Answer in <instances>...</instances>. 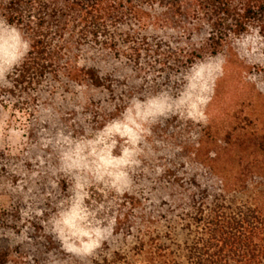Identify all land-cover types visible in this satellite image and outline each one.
<instances>
[{
  "label": "rangeland",
  "instance_id": "rangeland-1",
  "mask_svg": "<svg viewBox=\"0 0 264 264\" xmlns=\"http://www.w3.org/2000/svg\"><path fill=\"white\" fill-rule=\"evenodd\" d=\"M5 3L0 0V9ZM208 32L148 28L146 42L120 39L117 56L92 44L80 47L72 54L75 64L94 71L101 88L77 85L62 70L24 82L16 72L22 64L9 75L10 84L0 85V254L8 264H104L116 262L117 253L131 261L141 242L179 253L177 246L197 239L188 229H195L202 209L240 208L258 190L254 182L264 177V60L241 59L233 43L216 56L199 54ZM201 63L214 83L202 121L168 112L146 125L150 134L138 145L141 163L129 169L132 190L118 195L101 184L88 189L93 207L103 203L116 216L112 237L92 256L64 252L45 228L72 194L75 178L86 173L65 167L57 133L86 144L120 118L133 97L174 104L184 77ZM114 138L119 156L127 145ZM223 181H241L245 188L225 190ZM25 229L28 239L20 242Z\"/></svg>",
  "mask_w": 264,
  "mask_h": 264
},
{
  "label": "trees",
  "instance_id": "trees-1",
  "mask_svg": "<svg viewBox=\"0 0 264 264\" xmlns=\"http://www.w3.org/2000/svg\"><path fill=\"white\" fill-rule=\"evenodd\" d=\"M0 11L32 42L16 70L24 82L62 70L77 85L104 87L94 71L75 64L72 54L92 44L117 56L121 41H145L148 28H178L186 35L207 27L208 39L199 54L211 56L222 53L249 27L264 35V0H6ZM241 184L222 183L225 190L229 185L241 189ZM254 184L258 190L240 208L202 209L195 229H188L197 239L177 246L179 253L141 242L131 261L117 253L116 262L104 264H264V177ZM0 264H8L5 253Z\"/></svg>",
  "mask_w": 264,
  "mask_h": 264
},
{
  "label": "clouds",
  "instance_id": "clouds-1",
  "mask_svg": "<svg viewBox=\"0 0 264 264\" xmlns=\"http://www.w3.org/2000/svg\"><path fill=\"white\" fill-rule=\"evenodd\" d=\"M233 45L241 59L249 62L264 60V35L260 34L259 29L249 27L247 32L233 41ZM31 46V40L19 28L6 20H0V85L10 84L9 75L25 61ZM223 63L221 61L218 69L221 74ZM184 79V89L175 98L174 104L145 103L133 97L121 117L106 125L102 135L94 141L77 143L57 133L56 142L62 147L61 159L65 167L70 171L83 170L86 173L75 178L70 189L72 194L60 202L57 212L49 218L45 228L60 242L64 252L77 257L92 256L112 237L116 216H109L108 208L103 203L93 207L89 203L88 189L94 184H101L118 195L132 190L129 169L141 163L137 158L140 154L138 145L150 134L146 125L153 123L156 116L168 112L189 120L202 121L204 109L214 94V83L207 66L203 63L194 65ZM114 137L127 145L119 156L114 155L118 146V140ZM156 171L159 173L161 169ZM26 232L27 229L21 232L18 241L28 239Z\"/></svg>",
  "mask_w": 264,
  "mask_h": 264
}]
</instances>
